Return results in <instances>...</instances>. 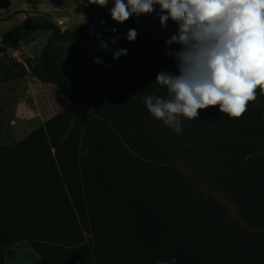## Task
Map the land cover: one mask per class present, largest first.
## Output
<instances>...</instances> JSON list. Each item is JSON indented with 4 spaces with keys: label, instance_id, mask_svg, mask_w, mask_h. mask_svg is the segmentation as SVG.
<instances>
[{
    "label": "rangeland",
    "instance_id": "rangeland-1",
    "mask_svg": "<svg viewBox=\"0 0 264 264\" xmlns=\"http://www.w3.org/2000/svg\"><path fill=\"white\" fill-rule=\"evenodd\" d=\"M112 5L109 0L107 7ZM28 6L24 0H0V39L4 31L24 28L30 11L63 28L81 25L77 8L55 15ZM107 7L99 6L98 15ZM114 28L115 32L85 41L82 55L71 54L68 43L61 44L59 51L66 69L85 74L84 80L92 76L88 89L98 88L102 94L91 114L103 124L112 144V169L119 190L148 196L159 214L185 226L193 244L216 259L264 264V141L244 139L234 128L199 109L198 118H183L181 133L155 119L144 98L165 96L166 90L155 79L162 70L173 72L146 57L131 60L126 54L114 60L113 53L124 49L122 29ZM176 28L177 24L168 23L162 27L157 20L146 24L150 42L162 48L167 63L174 57L168 53L180 47L165 43ZM51 32L38 30L0 53V147L15 148L2 167L19 176L40 165L48 175L50 198L20 204L27 230L52 240L100 241L112 247L121 242L119 228L127 215L103 199L82 152L84 127L71 109V99L40 74L39 57ZM113 37H119L116 43ZM102 40L105 49L100 47ZM257 93L264 101L260 89ZM58 114L59 128L69 124L61 139H55L54 128L55 135L47 131L37 140V149L31 141L19 143ZM56 172L60 182L54 179ZM4 253L8 264H36L42 259L28 240L9 244ZM95 264L126 263L106 260Z\"/></svg>",
    "mask_w": 264,
    "mask_h": 264
},
{
    "label": "trees",
    "instance_id": "trees-1",
    "mask_svg": "<svg viewBox=\"0 0 264 264\" xmlns=\"http://www.w3.org/2000/svg\"><path fill=\"white\" fill-rule=\"evenodd\" d=\"M112 6L107 7L103 15L99 16L97 13L99 5L81 0L77 5V11L88 15L91 22L76 28H63L55 20L30 11L24 28L3 32L0 53L10 44L29 39L38 30L52 31L39 57L40 74L45 80L56 83L71 99V109L79 116L84 127L82 152L94 171L103 199L113 207L126 212L127 220L119 228L121 242L110 247L100 241L90 244L67 238L52 240L39 232L27 230L23 225L26 217L20 211L22 210L20 204H26L28 200L30 205L32 200H41L42 203L48 200L51 194L48 175L40 165L35 169L25 170L19 176L16 173L12 175L6 173L7 169L3 168L2 164L10 159L15 148L0 147V264H8L4 250L9 244L19 240H28L42 255V259L36 264H95L96 261L106 260L126 264H154L156 260H171V257H176V264H231L216 259L193 244L187 228L159 214L148 196L132 190L121 191L118 188L112 169V144L103 124L91 114L93 104L102 94L98 92V88L88 89L89 84L94 81L92 76L84 80L85 74L80 76L66 69L64 56L59 51L60 45L68 43V51L71 54L82 55L85 53L83 46L85 41L97 39V34L101 36L115 26H120L123 48L127 50L128 59L146 57L168 68L174 74L179 73L176 59L171 57V62L167 63L161 55L162 48L150 42L151 33L146 29L147 23L160 21L156 14L160 8L151 14L138 17L133 15L127 21L118 23L112 19L108 11ZM101 21L104 23L101 24ZM167 23L176 24L171 19ZM130 29L137 30L138 35L134 41L127 39V32ZM199 110L234 128L244 139L264 141V101L259 96L257 101L249 102L247 111L240 118H229L219 110L218 105ZM60 119L59 114L54 116L46 126H40L19 143L31 141L33 148L37 149L39 146L37 140L46 135L47 131L55 135L54 128L57 133L55 139H61L67 133L69 124L59 128ZM34 137L36 139L33 140ZM54 179L57 182L61 181L59 172L54 174ZM46 185L49 188H46Z\"/></svg>",
    "mask_w": 264,
    "mask_h": 264
},
{
    "label": "clouds",
    "instance_id": "clouds-1",
    "mask_svg": "<svg viewBox=\"0 0 264 264\" xmlns=\"http://www.w3.org/2000/svg\"><path fill=\"white\" fill-rule=\"evenodd\" d=\"M88 3L107 7L109 0ZM156 5L161 26L171 19L178 27L165 43L180 46L168 53L176 59L179 74H157L155 81L166 95H147L148 112L176 133L183 131V118L196 119L198 109L209 106L218 105L229 118H240L249 102L257 101V89L264 95V0H113L108 11L123 23L133 15L155 12ZM137 35L130 29L127 39L134 41ZM100 47L107 48L106 42L102 40ZM126 54L120 49L113 59ZM154 264H176V257Z\"/></svg>",
    "mask_w": 264,
    "mask_h": 264
},
{
    "label": "crops",
    "instance_id": "crops-1",
    "mask_svg": "<svg viewBox=\"0 0 264 264\" xmlns=\"http://www.w3.org/2000/svg\"><path fill=\"white\" fill-rule=\"evenodd\" d=\"M24 1L28 2L29 5L28 9H41L49 14H55V15L63 14L59 12H64V10L77 8L78 3L80 2L78 0H45V4H44L42 0H30V1L24 0ZM79 18L81 20L79 23L81 24L89 22V16L84 13H81V15H79ZM168 24H174V23H168Z\"/></svg>",
    "mask_w": 264,
    "mask_h": 264
},
{
    "label": "built area",
    "instance_id": "built-area-1",
    "mask_svg": "<svg viewBox=\"0 0 264 264\" xmlns=\"http://www.w3.org/2000/svg\"><path fill=\"white\" fill-rule=\"evenodd\" d=\"M61 21H63V20H61Z\"/></svg>",
    "mask_w": 264,
    "mask_h": 264
}]
</instances>
